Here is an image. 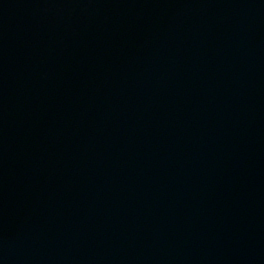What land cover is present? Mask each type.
I'll return each instance as SVG.
<instances>
[{"label": "water", "instance_id": "1", "mask_svg": "<svg viewBox=\"0 0 264 264\" xmlns=\"http://www.w3.org/2000/svg\"><path fill=\"white\" fill-rule=\"evenodd\" d=\"M0 264H264V0H0Z\"/></svg>", "mask_w": 264, "mask_h": 264}]
</instances>
